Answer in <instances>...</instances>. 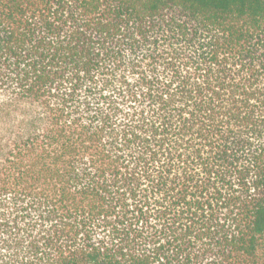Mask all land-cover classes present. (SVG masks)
Returning a JSON list of instances; mask_svg holds the SVG:
<instances>
[{"label": "trees", "instance_id": "trees-1", "mask_svg": "<svg viewBox=\"0 0 264 264\" xmlns=\"http://www.w3.org/2000/svg\"><path fill=\"white\" fill-rule=\"evenodd\" d=\"M0 264H264V0H0Z\"/></svg>", "mask_w": 264, "mask_h": 264}]
</instances>
